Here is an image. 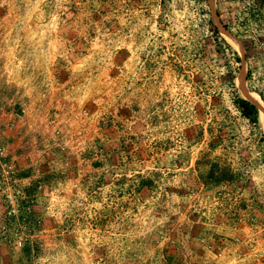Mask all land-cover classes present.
I'll use <instances>...</instances> for the list:
<instances>
[{"label":"rangeland","instance_id":"374dc122","mask_svg":"<svg viewBox=\"0 0 264 264\" xmlns=\"http://www.w3.org/2000/svg\"><path fill=\"white\" fill-rule=\"evenodd\" d=\"M0 264H264V0H0Z\"/></svg>","mask_w":264,"mask_h":264},{"label":"trees","instance_id":"16d2710c","mask_svg":"<svg viewBox=\"0 0 264 264\" xmlns=\"http://www.w3.org/2000/svg\"><path fill=\"white\" fill-rule=\"evenodd\" d=\"M234 102L244 117L253 123H258V108L253 102L240 96H237Z\"/></svg>","mask_w":264,"mask_h":264},{"label":"bare ground","instance_id":"6f19581e","mask_svg":"<svg viewBox=\"0 0 264 264\" xmlns=\"http://www.w3.org/2000/svg\"><path fill=\"white\" fill-rule=\"evenodd\" d=\"M247 95L249 96V97H251V98H253L259 105H260V103H259V101H258V99H257V95L256 94H253L252 92H250V93H247ZM261 106V105H260Z\"/></svg>","mask_w":264,"mask_h":264},{"label":"water","instance_id":"95a60500","mask_svg":"<svg viewBox=\"0 0 264 264\" xmlns=\"http://www.w3.org/2000/svg\"><path fill=\"white\" fill-rule=\"evenodd\" d=\"M248 96V95H247ZM248 98H250V100H252V98L251 97H248ZM252 102L257 106V104H256V102L255 101H253L252 100Z\"/></svg>","mask_w":264,"mask_h":264}]
</instances>
